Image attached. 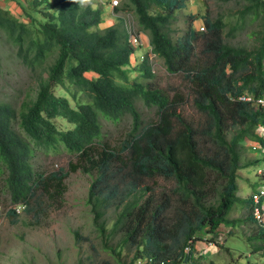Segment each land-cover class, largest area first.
<instances>
[{
	"label": "trees",
	"instance_id": "1",
	"mask_svg": "<svg viewBox=\"0 0 264 264\" xmlns=\"http://www.w3.org/2000/svg\"><path fill=\"white\" fill-rule=\"evenodd\" d=\"M235 1L242 4L237 11L205 15V31L194 27L191 14L188 30L175 39L171 25L187 0H125L122 8L133 11L153 53L187 82L189 93L174 89L172 95L155 81L148 55L132 67L135 49L123 22L101 27L102 6L31 0L32 11L22 5L30 19L25 22L0 3V32L27 67L55 57L20 109L0 102V193L6 190L13 205L23 206L24 223L39 226L61 208L67 179L80 170L92 178L87 203L95 228L105 238L120 236L118 245L135 252L131 264H216L195 255L202 231L257 224L252 197L237 196V179L239 169L258 163L244 161L243 153L246 140L258 139L255 130L264 126V105L256 103L264 98V0ZM243 30L252 47L226 41ZM191 100L201 115L197 122L180 112ZM138 101L155 108L158 120L145 123ZM125 116L132 121L125 136L102 141V118ZM60 145L75 155L68 169L34 166L38 150ZM158 178L174 186L159 192L150 183ZM236 203L249 207L245 219H229ZM110 209L115 220L108 231ZM7 215L20 221L16 208ZM249 238L253 252L264 257V228ZM226 250L231 254V247Z\"/></svg>",
	"mask_w": 264,
	"mask_h": 264
},
{
	"label": "rangeland",
	"instance_id": "2",
	"mask_svg": "<svg viewBox=\"0 0 264 264\" xmlns=\"http://www.w3.org/2000/svg\"><path fill=\"white\" fill-rule=\"evenodd\" d=\"M22 1H26L25 6L28 10L32 11L35 8L31 0ZM107 5L106 0L100 3L96 0L95 6L105 7ZM241 5L235 0L229 2L225 0H187L186 7L176 11L174 22L171 25L172 29L176 31L173 36L177 39L188 30L191 14L196 15L194 27L197 29L201 24L204 27L201 31H205V15L210 14L212 17H216L220 13L227 14L230 11H237ZM43 9L44 6H39L37 11L40 12ZM54 10H58V8ZM105 10L107 12L110 9L105 8ZM27 21L30 22V19L27 18ZM113 22L114 19H110L102 24V27L105 28ZM227 32L228 29L225 33ZM225 37H227V42L235 46H253V38H249L247 30L238 32L233 37L227 35ZM142 52L144 49L139 50V53ZM54 59V55L50 54L43 60L41 66L37 64L36 68L27 67L18 57L17 48L13 47L7 41L6 36L0 32V102L11 103L15 108L20 109L28 97L36 94L40 79L39 73L52 64ZM153 67L155 81L171 95L174 89L182 93H189L183 74H170L163 59L156 57ZM135 75L137 72L132 73V76ZM45 76L47 75L45 74ZM88 76L91 77L92 74L88 73ZM240 99L254 100L251 96H242ZM256 103L260 104L258 100ZM137 105L145 123L158 120L155 108L147 107L143 101H138ZM180 112L192 122H197L201 118L200 113L193 107L192 100L188 104L182 105ZM101 121V140L111 143L124 137L132 124L129 116L116 121L102 118ZM58 125L66 128L69 126L64 120H59ZM256 131L257 129L255 133ZM23 135L29 139L24 132ZM256 141L257 139H247L243 153L244 161L247 157L256 155L247 151L249 143L255 144ZM74 156L63 145L48 152L38 150L34 157V166L49 171L61 167L68 169L69 162L75 159ZM247 172L249 173L247 174ZM238 175L237 196L241 199L251 198L252 193L258 187L264 186V159L260 163L239 169ZM2 178L3 175L0 174V184L3 182ZM91 180L90 175L80 170L72 172L67 179L68 189L64 196L63 206L52 209L47 221H43L39 226L24 223L23 206H14L10 201L9 193L6 190L2 191L0 193V264H104L105 262L131 264L134 259V250H129L128 247L121 248L118 245L120 236L103 237L93 224L91 206L87 203ZM248 181L250 187L247 185ZM150 183L159 192L174 186L172 182L163 178H158ZM239 204L233 205L228 213L229 219H245L249 215V207L241 208ZM12 207L17 208L20 213V221L16 223L12 222L15 217L7 215V211ZM108 215L111 217L110 224L107 225L108 231H110L115 220V212L110 209ZM258 228L259 225L256 223L243 221L235 226L221 225L214 233L202 231L200 234L204 237L203 240L199 239L194 243L195 255L202 257L206 262L214 260L216 264H264V257L261 254L263 251L254 253L249 238L257 233ZM76 232H79V237L75 235ZM227 246L231 247V254L226 250ZM188 247H191L192 250L191 245ZM187 248L186 251L190 252L191 250ZM145 263L146 260L137 259L134 264Z\"/></svg>",
	"mask_w": 264,
	"mask_h": 264
},
{
	"label": "clouds",
	"instance_id": "3",
	"mask_svg": "<svg viewBox=\"0 0 264 264\" xmlns=\"http://www.w3.org/2000/svg\"><path fill=\"white\" fill-rule=\"evenodd\" d=\"M99 3L102 2L103 0H98ZM75 2L83 5H86L88 3L92 4V5H96V0H75ZM125 0H106V3L108 4L107 6L103 7L104 9V20L105 17L107 16L108 11L106 12L105 8L110 9L109 11L110 13V17L111 19H114V22L112 24H110L109 26L114 25L116 22H123V26L124 29L127 33L128 36V41L131 43V45L134 47V52L131 55V63L132 65H136L137 63H141L144 61L146 55L149 56L150 61H154L157 57V55L155 53H153L151 46L149 45L148 49H144L143 45V36L146 32H144L140 26L138 25L137 19L135 17V14L133 13V11L129 10V9H124L123 4H124ZM114 16V18H112ZM28 22V21H27ZM104 23V21H103ZM102 23V24H103ZM101 24V27H102ZM107 26V27H109ZM201 26V24H199V27ZM132 27L136 30L137 34L139 35L140 39H141V44L139 46H135L131 41H130V32H129V28ZM199 27L197 28L198 31H201L199 29ZM106 28V27H105ZM147 34V33H146ZM148 35V34H147ZM140 49H144V52L139 53ZM143 57V58H142ZM93 75V74H92ZM247 141V140H246ZM264 157V156H263ZM263 201V200H262ZM16 206V205H14ZM13 206V207H14ZM17 209V208H16ZM18 211V210H17Z\"/></svg>",
	"mask_w": 264,
	"mask_h": 264
},
{
	"label": "built area",
	"instance_id": "4",
	"mask_svg": "<svg viewBox=\"0 0 264 264\" xmlns=\"http://www.w3.org/2000/svg\"><path fill=\"white\" fill-rule=\"evenodd\" d=\"M199 29L203 30L204 27L200 26ZM129 32H130V41L135 46H139L141 44V39L137 34L136 30L130 27ZM258 102L261 105H264V98L258 99ZM256 135L258 136V139L256 143L253 144V149L256 151H260L259 153H261V155L264 156V126L257 128ZM263 198H264V186H260L256 191L252 193V200H253V215L256 219L257 224L262 228H264V207L262 206ZM187 249L191 250V247H188Z\"/></svg>",
	"mask_w": 264,
	"mask_h": 264
},
{
	"label": "crops",
	"instance_id": "5",
	"mask_svg": "<svg viewBox=\"0 0 264 264\" xmlns=\"http://www.w3.org/2000/svg\"><path fill=\"white\" fill-rule=\"evenodd\" d=\"M0 3H1V5L4 8L11 10L12 13H14L15 15H17L19 18H21L22 16H24L22 20H24L25 22H27V18L28 17L26 16V13L24 12V10L22 8V5L25 6L26 1H22V0H0ZM25 7H26V9H28L27 6H25ZM110 13L111 12L108 11L107 16L105 17L104 23L105 22H108L111 19ZM143 42H144L143 48L144 49H148L149 48V45H150V39H149V36L146 33L143 36ZM247 151L250 154L255 153L256 155L255 156H252V157H247L246 160H248V159L253 160V161L258 160V163H260L261 161H263L264 157L261 155V153H259L260 151L254 152L256 150L253 149V144L252 143H249V147H247ZM248 173L249 172H247V174ZM247 185L250 187L249 181L247 182ZM239 205H241V208H243V204L242 203H240ZM262 206L264 207V198H263V201H262Z\"/></svg>",
	"mask_w": 264,
	"mask_h": 264
}]
</instances>
